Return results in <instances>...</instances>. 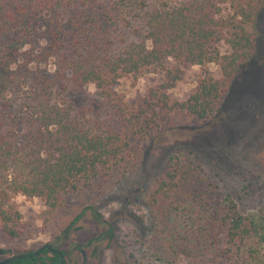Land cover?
<instances>
[{
  "label": "trees",
  "instance_id": "1",
  "mask_svg": "<svg viewBox=\"0 0 264 264\" xmlns=\"http://www.w3.org/2000/svg\"><path fill=\"white\" fill-rule=\"evenodd\" d=\"M262 3L0 0V232L21 235L12 195L41 198L55 209L67 194L110 185L134 139H146L163 116L210 120L254 57ZM39 35L54 52L47 56L57 58L51 76L34 77L30 62L19 61ZM209 64L219 66L218 78ZM194 66L201 67L197 86L174 99L169 91ZM145 74L160 79L141 101L131 104L117 92L123 77ZM59 84L66 90L95 85L103 112L77 111L55 96ZM220 189L199 152L182 145L169 150L141 195L148 262L264 264V205L243 213L232 193ZM23 255L12 264H61L57 255Z\"/></svg>",
  "mask_w": 264,
  "mask_h": 264
},
{
  "label": "rangeland",
  "instance_id": "2",
  "mask_svg": "<svg viewBox=\"0 0 264 264\" xmlns=\"http://www.w3.org/2000/svg\"><path fill=\"white\" fill-rule=\"evenodd\" d=\"M253 32L257 43L254 57L231 84L210 120L198 124L181 115L163 116L146 139H134L126 161L121 164L122 169L110 185L103 183L92 192L81 190L67 194L55 209L49 208L41 198L12 195L11 204L21 215V235L13 239L0 232V261L15 254L35 251L45 244L60 242L62 248L71 249V257L77 264L83 261L82 254L75 250L77 244L88 252L86 264H155L148 262V251L141 244V217L147 211L141 195L154 184L157 170L176 145L191 147L201 154L210 178L222 192L232 193L243 213L262 207L264 0ZM41 37H36L35 44L22 50L26 53L19 60L30 62L34 77L45 75L46 71L51 76L57 66V58L47 56L54 53L51 45ZM206 68L213 76H220L219 66L209 64ZM200 74L201 67H192L169 94L174 99H185L197 86ZM159 79L155 74L125 76L120 80L117 92L131 104H136ZM54 89L55 96L71 102L77 111H89L95 115L103 112L104 101L93 84L85 89L70 85L68 90L59 84ZM90 242L92 246L88 247ZM92 249L98 251L92 254ZM177 264L204 262L182 257Z\"/></svg>",
  "mask_w": 264,
  "mask_h": 264
},
{
  "label": "flooded vegetation",
  "instance_id": "3",
  "mask_svg": "<svg viewBox=\"0 0 264 264\" xmlns=\"http://www.w3.org/2000/svg\"><path fill=\"white\" fill-rule=\"evenodd\" d=\"M97 218L100 220V217L97 216ZM103 223L106 224V222H103ZM90 244H91V242L88 244V247L92 246ZM62 246H63V244H61L60 242H52V243L40 246L39 248H37L35 251H32V252L33 253L35 252V256L41 255L43 257L56 256L57 255L60 258L61 264H77V262H74V260L71 257V249H64V248H62ZM76 248L77 249H75V250L79 251L82 254V257H83L82 264H86L87 258H88V252L82 247L81 244H77ZM97 251H98V249H92L91 252H92V254H94ZM32 252H29V253H32ZM29 253H27V254H29ZM23 254H25V253H23ZM6 258H9V257H6ZM6 258H4V259H6Z\"/></svg>",
  "mask_w": 264,
  "mask_h": 264
},
{
  "label": "water",
  "instance_id": "4",
  "mask_svg": "<svg viewBox=\"0 0 264 264\" xmlns=\"http://www.w3.org/2000/svg\"><path fill=\"white\" fill-rule=\"evenodd\" d=\"M0 254H1V251H0ZM21 258H24V255L23 254L13 255V256H11L9 258H6L4 260H1L0 261V264H11L15 260L21 259Z\"/></svg>",
  "mask_w": 264,
  "mask_h": 264
}]
</instances>
